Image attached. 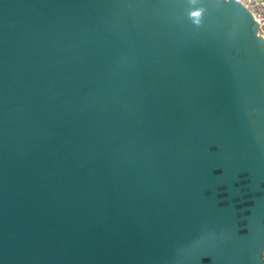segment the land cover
Instances as JSON below:
<instances>
[{"label": "water", "instance_id": "obj_1", "mask_svg": "<svg viewBox=\"0 0 264 264\" xmlns=\"http://www.w3.org/2000/svg\"><path fill=\"white\" fill-rule=\"evenodd\" d=\"M0 264H264L245 7L0 0Z\"/></svg>", "mask_w": 264, "mask_h": 264}, {"label": "built area", "instance_id": "obj_2", "mask_svg": "<svg viewBox=\"0 0 264 264\" xmlns=\"http://www.w3.org/2000/svg\"><path fill=\"white\" fill-rule=\"evenodd\" d=\"M245 7L257 24V34L264 40V0H235Z\"/></svg>", "mask_w": 264, "mask_h": 264}]
</instances>
